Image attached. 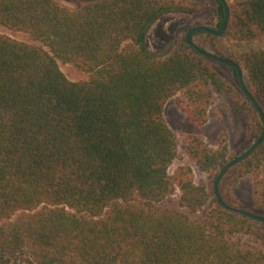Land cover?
<instances>
[{
  "label": "trees",
  "instance_id": "trees-1",
  "mask_svg": "<svg viewBox=\"0 0 264 264\" xmlns=\"http://www.w3.org/2000/svg\"><path fill=\"white\" fill-rule=\"evenodd\" d=\"M0 0V25L29 34V44L0 33V264H264V223L233 212L195 182L190 165L170 168L179 140L164 117L182 94L188 121L203 127L215 93L246 115L257 140L259 112L234 68L186 41L160 57L146 44L164 14L199 12L195 0ZM219 27L225 8L217 0ZM224 36L264 40V0H234ZM206 47L218 36L206 32ZM216 55L240 66L264 110V48ZM59 62L90 74L71 81ZM247 86V85H246ZM248 87V86H247ZM188 157L204 173L228 163L201 135L187 136ZM235 171L252 175L264 216V141ZM223 201L237 207L229 187ZM179 193L191 214L158 204Z\"/></svg>",
  "mask_w": 264,
  "mask_h": 264
},
{
  "label": "rangeland",
  "instance_id": "rangeland-1",
  "mask_svg": "<svg viewBox=\"0 0 264 264\" xmlns=\"http://www.w3.org/2000/svg\"><path fill=\"white\" fill-rule=\"evenodd\" d=\"M63 6L76 9L82 5V2H73L68 0H58ZM203 1L206 7L199 12H170L162 15L148 31L146 44L150 51L160 57H166L173 53L180 44L185 41L186 34L194 27L206 26L213 29H219V20L217 18V9L219 3L217 0H195ZM234 0H226L231 4ZM0 33L9 35L14 39L29 44L40 43L35 41L29 34L24 32L13 31L0 25ZM193 42L198 47H206L207 38L204 34L199 33L193 37ZM216 48L221 51L230 50L232 52L261 49L264 48V40H258L253 43H238L227 36H218L215 46H209V52L216 53ZM63 73L71 81L79 82L89 79L90 74L76 68L71 64L59 62ZM244 80L248 88L253 90L247 75ZM187 101L183 95L177 94L165 105L164 117L169 127L176 133L179 140V158L173 163L170 172L181 165H190L194 170L195 182L204 184L211 192L214 187L216 173H204L199 170L195 163L188 157L186 152L187 136L190 134L201 135L205 142L212 148H219L221 137L226 138L228 146V162L237 156L243 154L257 140L255 135L251 134L249 127L250 119L240 113L233 104L232 99L227 94L215 93V101L208 111V121L203 127L191 124L188 121L185 107ZM235 171L230 172L222 178L219 184V190L224 191L232 188V194L237 201V207L243 208L253 213L263 215V212L254 204V185L253 176L248 175L234 183ZM179 193L173 196V199L159 203V209L174 208L187 213L192 218H202L213 206V201L200 212L196 214L189 213L186 209L178 205Z\"/></svg>",
  "mask_w": 264,
  "mask_h": 264
},
{
  "label": "water",
  "instance_id": "water-1",
  "mask_svg": "<svg viewBox=\"0 0 264 264\" xmlns=\"http://www.w3.org/2000/svg\"><path fill=\"white\" fill-rule=\"evenodd\" d=\"M93 1V0H92ZM224 8H225V19L224 22L222 24V26L219 29H213L210 27H206V26H197L192 28L185 37V41L188 45L193 46L200 54L204 55L205 57L209 58V59H213L217 62H220L224 65H227L231 68H234L237 72V77H238V82L240 85L241 90L243 91V93L247 96V98L250 100V102L254 105V107L257 109V111L259 112V115L262 119V122L264 124V110L262 108V106L260 105V103L258 102V100L255 98V96L251 93V91L248 89V87L246 86L245 80H244V71L243 69L238 66L237 64L227 61L225 59H223L221 56L216 55L214 53L211 52H206L204 50H202L200 47H198L192 40L191 37L193 36L194 33L196 32H206L209 34H212L214 36H222L223 32L228 24V20H229V6L226 2V0H219ZM264 141V134L258 139L256 140L248 150H246L243 154H241L240 156H237L236 158L230 160L220 171V173L218 174V176L216 177L215 181H214V191L216 194V198L217 200L220 202V204H222L223 206L227 207L229 210L239 213L241 215H244L252 220L258 221V222H263L264 223V216L263 215H259L256 213H253L252 211L243 209V208H239V207H233V206H229L227 205L223 199L222 196L220 194L219 191V184L222 180V178L227 174V172L229 171L230 168H232L233 166H235L236 164L242 162L244 159H246L247 157H249L252 152Z\"/></svg>",
  "mask_w": 264,
  "mask_h": 264
}]
</instances>
